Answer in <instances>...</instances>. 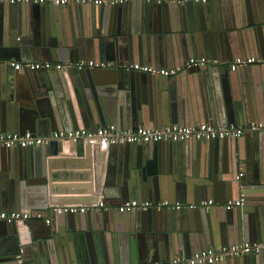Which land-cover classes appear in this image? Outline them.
I'll return each instance as SVG.
<instances>
[{
	"label": "water",
	"instance_id": "obj_1",
	"mask_svg": "<svg viewBox=\"0 0 264 264\" xmlns=\"http://www.w3.org/2000/svg\"><path fill=\"white\" fill-rule=\"evenodd\" d=\"M213 1L64 7L0 2V133L48 136L79 127L94 132L110 125L127 130L246 121L264 126V65L227 67L236 58L264 57V4ZM196 57L217 64L181 70L175 78L127 68L134 62L180 65ZM25 60L114 66L15 71L8 65ZM66 142L67 151L61 142L0 148V211L47 216L49 205L70 204L58 198L70 194L86 195L74 204L99 198L110 206L134 199L198 203L210 197L222 204L240 195L243 204L231 210L51 213L49 224L0 222V264H153L209 247L264 242V130L237 139L113 144L106 151ZM68 152L73 158H53ZM263 260L264 252L216 264Z\"/></svg>",
	"mask_w": 264,
	"mask_h": 264
},
{
	"label": "built area",
	"instance_id": "obj_2",
	"mask_svg": "<svg viewBox=\"0 0 264 264\" xmlns=\"http://www.w3.org/2000/svg\"><path fill=\"white\" fill-rule=\"evenodd\" d=\"M213 0H0L8 5H44L52 4L56 6L92 4L95 6H117L129 2H154V3H169L183 4L192 2L195 4H206ZM229 2L231 0H219ZM217 64L215 61H210L204 57L190 58L186 60L179 68L160 69L147 65L132 64L127 66L128 69L147 73L153 76L162 78H170L178 74L181 70L192 67L212 66ZM259 64L264 65V59L256 58H236L227 67L230 71H235L238 67ZM9 67L15 71L22 69L33 70H55L61 71L66 69H108L114 65L106 62H95L93 60H81L77 62L54 63V62H9ZM262 124L250 123L247 126L237 127L234 125L213 126L210 124H200L198 126H168L161 128H146L136 127L133 129L121 130L114 125L105 128L97 129L92 132L89 130L75 131H58L49 134L48 136H38L31 132L23 134L0 133V148H29V147H48L52 142H66L80 140L83 143L91 146H98L101 151H106L113 144H144L158 142H187V141H209L216 139H237L244 134H253L257 131H263ZM243 204L242 195L235 200H226L225 202L215 203L213 200L200 201L198 203L171 204L167 201L148 202L132 200L120 204L118 206H110L104 203L102 198H99L96 203L86 205H49L47 208V216L43 211L32 212L31 210H20L5 212L0 211V222L13 223L15 221L29 220H44L46 224L50 223L51 213L60 214H84L87 211L108 213L110 210H115L118 213H126L136 210L147 209H172V210H195L209 207H222L225 210L240 208ZM21 250L16 258H20ZM264 252V242L244 243L239 245L225 246L219 249L207 248L195 252L189 256H176L170 259L161 258L153 264H216L225 262L229 259H236L244 256H256ZM138 264V263H134Z\"/></svg>",
	"mask_w": 264,
	"mask_h": 264
},
{
	"label": "crops",
	"instance_id": "obj_3",
	"mask_svg": "<svg viewBox=\"0 0 264 264\" xmlns=\"http://www.w3.org/2000/svg\"><path fill=\"white\" fill-rule=\"evenodd\" d=\"M262 1V3L264 4V0H261ZM215 1H213V5H215ZM245 58H256V59H264V57L263 56H261V55H255V56H247V57H245ZM25 61H27V60H25ZM43 62H45V61H43ZM48 62V61H47ZM185 62V61H184ZM183 62V63H184ZM54 63H59V62H54ZM183 63L182 64H180V65H174V64H172V65H168V66H162V65H158V64H146V63H144V64H140V63H138V62H134L133 64H139V65H147V66H151V67H155V68H160V69H171V68H179V67H181V65H183ZM240 71H242V69L241 70H237L236 72H233L231 75L232 76H234L235 78H236V73L238 74ZM177 75V74H176ZM176 75L175 76H173L172 78H175L176 77ZM247 122V121H246ZM243 123V124H231V125H234V126H239V127H243V126H247V125H249V124H247V123ZM230 125V124H229ZM196 126H198V125H196ZM142 127H144V126H142ZM189 127H193V126H189ZM216 127H219V126H216ZM146 128H150V127H146ZM80 129H82V127H79L77 130H80ZM100 129V128H99ZM66 132H69L68 130L66 131ZM252 135V134H251ZM250 139V138H249ZM59 147H62V149L64 150V151H67V148H68V142H61V143H58L57 144ZM263 153H264V150H263ZM104 156H103V160L102 161H105L104 159H105V156H106V152L103 154ZM259 157H261L262 158V160L264 161V154H260L259 155ZM54 159H59V158H73V155L71 154V153H69L68 152V154H59V155H57L56 157H53ZM71 171H73V170H71ZM70 171V172H71ZM75 172H82V171H80V170H74ZM65 184H73L72 182H70V183H65ZM85 196L86 195H82V194H78V195H60V196H58V198H60V200H61V202L63 201V203H65V202H69L70 204H58V205H86V204H74L73 202H79L80 200L79 199H85ZM63 198V199H62ZM77 199L79 200V201H77ZM134 200H137V199H134ZM206 200H213L214 201V199L212 198V197H210V198H207ZM137 201H148V202H152V201H150V200H137ZM160 201H167V202H169V203H171V204H174V203H182V204H191V203H187V202H184V201H181V200H175V201H171V200H168V199H165V200H160ZM201 201H205V200H201ZM159 202V201H158ZM54 218H55V216H53V219L52 220H54ZM55 219H57V218H55ZM209 248H211V247H209ZM203 250V249H202ZM161 259V258H160ZM135 263H137V262H135ZM263 263H264V260H263ZM134 264V263H133Z\"/></svg>",
	"mask_w": 264,
	"mask_h": 264
}]
</instances>
